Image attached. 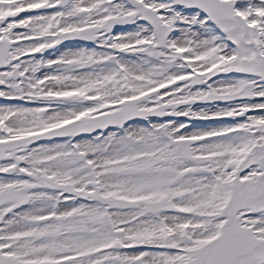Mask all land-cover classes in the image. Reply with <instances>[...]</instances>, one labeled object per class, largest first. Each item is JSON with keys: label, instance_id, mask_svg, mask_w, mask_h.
<instances>
[{"label": "snow or ice", "instance_id": "1", "mask_svg": "<svg viewBox=\"0 0 264 264\" xmlns=\"http://www.w3.org/2000/svg\"><path fill=\"white\" fill-rule=\"evenodd\" d=\"M0 264H264V0H0Z\"/></svg>", "mask_w": 264, "mask_h": 264}]
</instances>
